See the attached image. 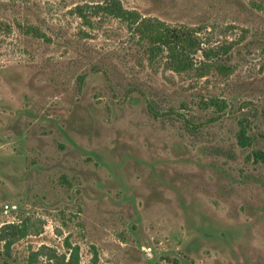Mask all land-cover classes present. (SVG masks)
Segmentation results:
<instances>
[{
  "label": "rangeland",
  "instance_id": "1",
  "mask_svg": "<svg viewBox=\"0 0 264 264\" xmlns=\"http://www.w3.org/2000/svg\"><path fill=\"white\" fill-rule=\"evenodd\" d=\"M105 1L0 0V262L264 264V0H120L230 46L202 77Z\"/></svg>",
  "mask_w": 264,
  "mask_h": 264
},
{
  "label": "trees",
  "instance_id": "2",
  "mask_svg": "<svg viewBox=\"0 0 264 264\" xmlns=\"http://www.w3.org/2000/svg\"><path fill=\"white\" fill-rule=\"evenodd\" d=\"M76 13L86 25L90 26L95 17L102 15L122 20L139 44L145 46L150 63L163 57L168 69L175 72L194 71L200 77L207 75L212 69H216L222 74H229L232 71L230 65L221 61L222 56L229 53L230 46L201 48V42L193 29L172 26L162 20L142 16L137 10L125 8L120 0H106L103 3L95 4L91 6V11H88V6L79 5L76 8ZM27 31L39 38L46 36L42 30L33 26L27 27ZM199 50L202 52V59L198 63L195 55ZM212 105L219 107V110L226 107L225 101L220 103V100L214 98L209 103H205L207 107ZM239 141L244 147L251 144V138L247 135L245 128H242L239 134ZM256 156H258V152ZM10 227H15V225L12 224ZM69 249H71L70 255L68 258L66 255L63 256L62 264H79L78 248L69 247ZM0 264L7 263L0 262Z\"/></svg>",
  "mask_w": 264,
  "mask_h": 264
}]
</instances>
